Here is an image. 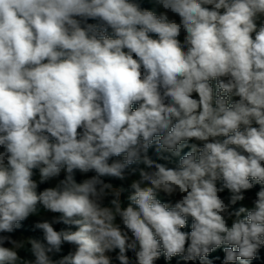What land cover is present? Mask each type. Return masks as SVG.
<instances>
[{
    "label": "clouds",
    "instance_id": "obj_1",
    "mask_svg": "<svg viewBox=\"0 0 264 264\" xmlns=\"http://www.w3.org/2000/svg\"><path fill=\"white\" fill-rule=\"evenodd\" d=\"M154 2L0 0V264H213L221 248L249 264L264 247V0ZM137 171L124 207L103 177ZM41 208L59 214L34 223L43 238H13Z\"/></svg>",
    "mask_w": 264,
    "mask_h": 264
},
{
    "label": "rangeland",
    "instance_id": "obj_2",
    "mask_svg": "<svg viewBox=\"0 0 264 264\" xmlns=\"http://www.w3.org/2000/svg\"><path fill=\"white\" fill-rule=\"evenodd\" d=\"M143 1H145L146 3H148L149 6L151 7V10L154 11V12H156L158 15L160 14V12L164 11V9H162L161 7H159V6H157L155 4L154 0H143ZM168 14H169V17L170 18H174V19L177 20V22H179V17L178 16H175V14L170 13V12ZM97 23H99V22L97 21ZM259 23H264V17H262L261 20L258 21V24ZM109 33H111L110 30H109ZM183 37H184V34L182 33L181 36L179 37V39L181 40L182 43H183ZM211 83L213 85V88L215 89L216 82L215 81H212ZM193 98H198L197 94L194 93L193 94ZM232 99L235 100V99H238V98L237 97H233ZM135 107H137V105H133V108H135ZM191 143L200 144L201 142L189 141V144H191ZM189 150H190V148H187V147L183 148L182 151H181V153H180V155L183 156ZM120 158L122 159V157H120ZM113 159H117V158H113ZM178 160H179V157H173L171 159V161H170V166L169 167H175V165L178 162ZM134 166L137 169L144 167V165H142V164H139V165L134 164ZM63 174L64 173L62 172L61 175H63ZM91 175H94V173L81 174V173H79L77 171L76 172V175H75V179H76V181L78 183H80L84 179L89 178ZM60 177L59 178H54L51 181L47 182L48 187H55V185L58 183V180L60 179ZM137 178H138V171H137L136 175L129 176L127 179H125L123 181L120 180V179H117V178H113V177H103V179L105 180V182L111 183L114 187H117V188L123 187L125 189V192L121 196L122 206H124V207H126L127 204H128L127 196L129 194H131L132 191H134V190H132L130 188V184H131V182H132L133 179H137ZM33 179L36 180V181H39V172H38V170L34 174ZM220 195L225 200V202L227 203L228 202V199H229V197H230L231 194L229 192L227 193L228 199H226L222 195V193H220ZM245 197L246 198H245L244 201L237 202V204L234 205L233 207L235 209H238L239 207L244 206V207H247V208L251 209L253 207L252 200L255 199V196H252V195H249V194L245 193ZM157 198L160 199L161 202L169 203V204H174L175 200L179 199V195H175L173 197H169L166 194H164L163 192H159ZM110 199H111V197H108L104 201V203L107 205ZM243 215L244 214H242V216ZM53 217H54V214L53 213H44V214L38 215V216H31V220H32L33 223H35L37 221H41V220H44V219L51 220ZM117 222H119V218H117ZM12 235H13V238H15L17 240L30 238L28 235L19 234L17 232H14ZM64 247H66L68 251L73 250V246H71V245L65 244ZM117 252H118V250H117ZM20 254H21V256H25L24 255V251H21ZM127 254H128V256L131 259H133V260L135 259V254L131 250H129ZM110 255H112L114 257L116 255V253L115 252L114 253H110ZM114 264H118V262H114Z\"/></svg>",
    "mask_w": 264,
    "mask_h": 264
},
{
    "label": "trees",
    "instance_id": "obj_3",
    "mask_svg": "<svg viewBox=\"0 0 264 264\" xmlns=\"http://www.w3.org/2000/svg\"><path fill=\"white\" fill-rule=\"evenodd\" d=\"M135 2L139 3L142 9L151 10V7L145 1H143V0H135ZM88 23H97V21L89 20ZM110 34L111 33H109V35ZM155 148H156V145L153 144V146L149 149V156L153 160H156L157 162L165 163L168 166H170V161L162 160V159L158 158L157 153L155 151ZM163 155L171 156V154L167 153V152L163 153ZM172 158L173 157H171V159ZM130 167L131 168H136L134 165H132ZM36 171L37 170H34V174L36 173ZM63 178H64V174L61 175L60 179H63ZM220 183H222V182H218V186H219ZM47 187H48L47 183L41 184V185H39L38 191L39 190H43L44 188H47ZM260 188H261V185L255 184L253 189L248 190L245 193H247L249 195H252V196H255L256 192L259 191ZM227 193H228V190H225L222 193V195L226 199H228ZM44 213H46V212H44V210L42 208L38 210V215H42ZM58 215L59 214H54V216H58ZM191 222H192L191 218H188V227L185 228V229H182V230L183 231H190L191 230ZM21 223H22L21 228H19L15 232H17L19 234H23V235H28L31 238H37V239H42L43 238V233H42L41 230H33L34 223L31 220V216L26 221H23ZM67 227H69V226H66V225H63V224H55L54 225V228L57 231L61 230L62 228H67ZM72 230H75V228L73 227ZM68 252L69 251L67 250V248L63 246L61 255H66V254H68ZM24 255L26 256V255H30V254L24 252ZM223 256H224V253H223L222 248H221V249H217L213 253H210L208 259L212 260L213 264H222ZM217 257H219V259H217ZM56 258H59V257H56ZM155 263L156 264H200V261L199 260H197L195 262H193V261H184L181 256H174L171 261H166L164 259L163 255H161V257ZM249 264H264V247H262L260 249V251L257 254V257L255 259L251 260L249 262Z\"/></svg>",
    "mask_w": 264,
    "mask_h": 264
}]
</instances>
